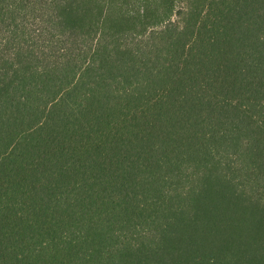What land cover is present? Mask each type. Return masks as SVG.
<instances>
[{"label":"trees","instance_id":"obj_1","mask_svg":"<svg viewBox=\"0 0 264 264\" xmlns=\"http://www.w3.org/2000/svg\"><path fill=\"white\" fill-rule=\"evenodd\" d=\"M0 264H264V0H0Z\"/></svg>","mask_w":264,"mask_h":264}]
</instances>
